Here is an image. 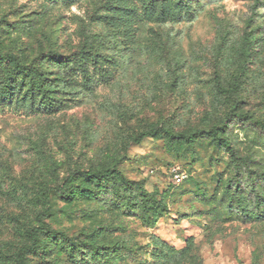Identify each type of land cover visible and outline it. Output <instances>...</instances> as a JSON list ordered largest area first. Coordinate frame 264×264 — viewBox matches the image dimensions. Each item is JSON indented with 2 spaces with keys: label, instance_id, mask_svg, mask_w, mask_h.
Wrapping results in <instances>:
<instances>
[{
  "label": "rangeland",
  "instance_id": "obj_1",
  "mask_svg": "<svg viewBox=\"0 0 264 264\" xmlns=\"http://www.w3.org/2000/svg\"><path fill=\"white\" fill-rule=\"evenodd\" d=\"M257 121L264 0H0V264H264Z\"/></svg>",
  "mask_w": 264,
  "mask_h": 264
},
{
  "label": "trees",
  "instance_id": "obj_2",
  "mask_svg": "<svg viewBox=\"0 0 264 264\" xmlns=\"http://www.w3.org/2000/svg\"><path fill=\"white\" fill-rule=\"evenodd\" d=\"M7 58H10L9 56H6ZM31 87L34 88L35 90L40 91L43 88V85L41 83V81L39 80L38 82L36 80H32L30 82ZM255 124L264 131V123L257 121L255 122ZM163 130H159L157 127H153L152 129L143 132L141 134H139L136 138H134V142L136 144H140L143 140L148 139V138H156L160 133H162ZM167 136V138L171 141V142H176V141H185L187 143H193L195 141V139H198L202 136H206L211 138V140L214 143H218V144H223L225 147H227L228 149H230L229 143L220 137V135L218 134V129H211L209 131H198L195 132L194 134H190V135H184V134H174L172 132H164ZM114 170L112 169H103L100 171H91L88 172L86 175V177L90 180H94L96 182H101L104 179L108 178L109 176L111 177V175L113 174ZM74 178L73 176L68 178L66 180V183L64 185V187L62 188V190H58V194L61 195L63 198L67 199L70 197L71 192L67 189V187H69V185L73 182ZM140 191H142L144 193V195L146 196V190H144L143 188H139ZM46 198H49L48 194H45ZM144 196V197H145ZM153 196H156V194H153ZM144 204H145V208L149 211V210H156L159 209V205H154L151 204V202L144 200ZM167 209V208H166ZM167 211V210H166ZM41 234H49V235H59L58 233L53 232L52 228L47 225V224H42L40 227L38 228H34L29 230L28 232V238H30L33 242L34 245H37L38 243V236ZM65 237V236H64ZM123 246L121 244H116L114 247L111 248H107V250L109 251H113L114 253H118L120 250H122ZM91 252L93 254V258L94 259H101L102 258V252L100 251V249L95 246V245H91L90 246ZM30 248L24 247L22 248L18 255H17V262L18 264H26V254L30 253Z\"/></svg>",
  "mask_w": 264,
  "mask_h": 264
},
{
  "label": "built area",
  "instance_id": "obj_3",
  "mask_svg": "<svg viewBox=\"0 0 264 264\" xmlns=\"http://www.w3.org/2000/svg\"><path fill=\"white\" fill-rule=\"evenodd\" d=\"M174 179L177 183H181L182 181V177L180 176V174L177 171H174Z\"/></svg>",
  "mask_w": 264,
  "mask_h": 264
}]
</instances>
